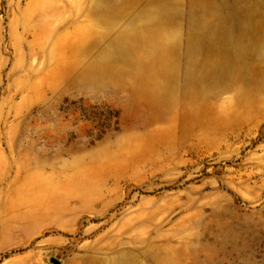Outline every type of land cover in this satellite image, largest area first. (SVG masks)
<instances>
[{"label": "rangeland", "instance_id": "obj_1", "mask_svg": "<svg viewBox=\"0 0 264 264\" xmlns=\"http://www.w3.org/2000/svg\"><path fill=\"white\" fill-rule=\"evenodd\" d=\"M0 264H264V0H0Z\"/></svg>", "mask_w": 264, "mask_h": 264}]
</instances>
